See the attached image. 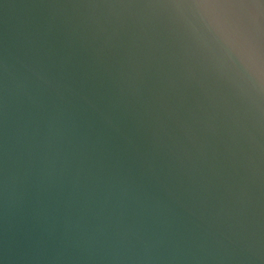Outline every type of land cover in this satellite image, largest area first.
<instances>
[{
  "label": "clouds",
  "instance_id": "clouds-1",
  "mask_svg": "<svg viewBox=\"0 0 264 264\" xmlns=\"http://www.w3.org/2000/svg\"><path fill=\"white\" fill-rule=\"evenodd\" d=\"M129 23L168 33L183 69L226 101L231 156L239 162L255 152L264 163V0L151 3L136 18L114 6L71 14L64 21L66 47L78 42L90 56L79 84L67 71L74 49L55 55L49 41L55 23L49 21L37 40L10 53L11 63L0 60L5 121L19 112L7 146L6 206L14 220L31 192L34 259L155 264L180 258L160 255L164 248L175 253L200 236L231 242L244 226L240 182L218 208L209 206L216 166L194 141L189 147L183 137L167 134L158 116L147 119L135 77L113 63L112 41ZM105 94L108 103L101 106ZM121 108L149 132L147 151L130 136L125 149L113 151L105 135L94 132L89 112L119 131L113 113ZM177 207L196 217L202 232L181 225Z\"/></svg>",
  "mask_w": 264,
  "mask_h": 264
},
{
  "label": "water",
  "instance_id": "water-1",
  "mask_svg": "<svg viewBox=\"0 0 264 264\" xmlns=\"http://www.w3.org/2000/svg\"><path fill=\"white\" fill-rule=\"evenodd\" d=\"M144 5L146 3L139 0H0V60L11 63L10 53L28 39L37 40L47 23L52 21L55 28L49 35L50 44L56 56L74 49L67 71L79 84L90 64V56L78 42L73 43L71 49L66 47L68 30L64 21L68 16L97 6H114L127 17L136 18ZM112 45L113 63L118 68L122 65L127 74L135 77L134 86L140 89V99L150 113L147 119L158 116L167 134L183 137L189 147L194 141L207 155L208 163L216 166L219 175H212L215 189L209 197V206L218 208L219 200L228 199L229 187L235 188L237 181L245 192L244 226L231 242L223 237L217 242L211 237L200 236L178 252L162 249L160 255L175 254L180 258L160 260L155 264H264V163L255 152L250 154L251 159L241 157L239 162L231 156L229 149L235 150V146L226 127V101L183 69L171 37L159 25L146 27L142 23H129L113 39ZM5 84V77L0 74V91ZM91 87L89 83L85 91ZM96 87H99L98 83ZM107 103L105 94L101 106ZM113 114L119 123V131L106 128L98 113L89 112L88 118L94 121V132H102L113 151L125 149L126 136L132 137L141 151H147L150 134L139 126L136 115L122 108ZM18 115L19 112H10L5 121L0 100V264H49L47 259H34L31 253V236L35 231L31 192L14 220L6 206L7 146L9 142L11 147ZM128 151L134 154L133 149ZM205 170L208 174L207 165ZM175 213L181 225L202 232V228H196V224L201 223L196 217L179 207ZM150 254L155 255V250Z\"/></svg>",
  "mask_w": 264,
  "mask_h": 264
},
{
  "label": "snow or ice",
  "instance_id": "snow-or-ice-1",
  "mask_svg": "<svg viewBox=\"0 0 264 264\" xmlns=\"http://www.w3.org/2000/svg\"><path fill=\"white\" fill-rule=\"evenodd\" d=\"M102 2H108V0H102ZM141 3L151 4V3H171L175 2V0H139ZM198 2L203 3H211L214 2V0H198Z\"/></svg>",
  "mask_w": 264,
  "mask_h": 264
}]
</instances>
